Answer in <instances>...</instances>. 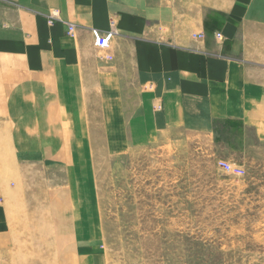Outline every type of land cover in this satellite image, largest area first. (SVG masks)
Segmentation results:
<instances>
[{"label": "rangeland", "instance_id": "rangeland-1", "mask_svg": "<svg viewBox=\"0 0 264 264\" xmlns=\"http://www.w3.org/2000/svg\"><path fill=\"white\" fill-rule=\"evenodd\" d=\"M51 50V74L0 56V191H18L7 204L36 218L29 252L9 250L3 264H264V126L227 152L197 134L134 132L104 51L64 55L61 69Z\"/></svg>", "mask_w": 264, "mask_h": 264}, {"label": "crops", "instance_id": "crops-1", "mask_svg": "<svg viewBox=\"0 0 264 264\" xmlns=\"http://www.w3.org/2000/svg\"><path fill=\"white\" fill-rule=\"evenodd\" d=\"M50 9L60 19L47 27L42 17ZM68 24L75 26L72 37ZM113 25L102 69L132 131L197 134L225 152L245 149L246 135L262 132L264 0H0V56H22L28 70L51 74V49H60L62 69L64 55L96 49L92 30ZM4 59L5 67L22 66ZM20 100L12 99L18 117ZM17 192L0 191V264L9 250L29 252L25 234L36 218L7 204ZM31 245L33 252L35 240Z\"/></svg>", "mask_w": 264, "mask_h": 264}, {"label": "built area", "instance_id": "built-area-1", "mask_svg": "<svg viewBox=\"0 0 264 264\" xmlns=\"http://www.w3.org/2000/svg\"><path fill=\"white\" fill-rule=\"evenodd\" d=\"M48 19L51 21L59 20L58 15H56V13H52L51 15H49ZM74 31H75V26L73 24H68L67 31H66L67 35L73 36ZM91 34H92L94 46L101 51H106L108 49L110 41L112 37L115 35V33L112 30L104 31V32L92 30ZM217 37H220V36L217 35ZM217 167L223 172L230 173V174L237 175V176L243 173V171L240 168L233 167L232 165L222 162V161L217 162Z\"/></svg>", "mask_w": 264, "mask_h": 264}, {"label": "bare ground", "instance_id": "bare-ground-1", "mask_svg": "<svg viewBox=\"0 0 264 264\" xmlns=\"http://www.w3.org/2000/svg\"><path fill=\"white\" fill-rule=\"evenodd\" d=\"M111 28H112L111 30L115 33V30H114L115 26L113 25V26H111Z\"/></svg>", "mask_w": 264, "mask_h": 264}]
</instances>
